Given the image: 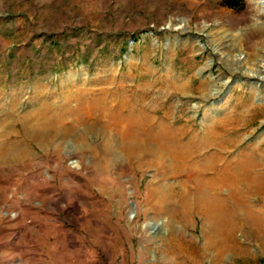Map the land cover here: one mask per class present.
<instances>
[{
  "label": "rangeland",
  "instance_id": "rangeland-1",
  "mask_svg": "<svg viewBox=\"0 0 264 264\" xmlns=\"http://www.w3.org/2000/svg\"><path fill=\"white\" fill-rule=\"evenodd\" d=\"M263 5L0 0V264H264V194L212 234L167 172L192 141L264 177Z\"/></svg>",
  "mask_w": 264,
  "mask_h": 264
},
{
  "label": "bare ground",
  "instance_id": "bare-ground-1",
  "mask_svg": "<svg viewBox=\"0 0 264 264\" xmlns=\"http://www.w3.org/2000/svg\"><path fill=\"white\" fill-rule=\"evenodd\" d=\"M123 110V105H120L119 112L121 113ZM122 121H124L125 124L121 125L120 135L126 137L131 133L129 123L132 122V119L128 118ZM191 142L192 141L177 143V147L175 145V147L171 148L173 150L171 152L172 155L167 172L172 174L174 179L179 177L180 179L177 181L181 186H189L187 190L184 186L183 206L185 209L189 211L194 208L198 213L205 216L209 220L208 230L212 232V234H219L228 226L227 200L228 198L231 200V196H233V192H230L231 195L229 193V196L227 195L228 197L223 198L222 195H219L220 190L223 191V187L232 186L234 183V185L237 186L236 183L246 182L248 185L247 187H249V190L253 192L254 195L262 196L264 194V177H257L256 175L255 177L250 174L251 170L249 171V167L253 160L250 161L249 159L243 158L244 156L240 158L237 157L236 160H232L233 162L229 160L223 163L219 161L221 162L219 164L202 162V164L199 165V161H195L192 157L193 146H191ZM135 147L134 145H129L126 147V150H132ZM211 156L212 154L210 157ZM248 158L250 157L248 156ZM213 162H215V160ZM235 193L236 191L233 194ZM191 194L193 196H191ZM234 196H236V194ZM241 197L236 196V198H234L239 202L242 199ZM252 217L258 228L261 225L264 226V216H261L259 213H254Z\"/></svg>",
  "mask_w": 264,
  "mask_h": 264
},
{
  "label": "trees",
  "instance_id": "trees-1",
  "mask_svg": "<svg viewBox=\"0 0 264 264\" xmlns=\"http://www.w3.org/2000/svg\"><path fill=\"white\" fill-rule=\"evenodd\" d=\"M225 5L233 8H242L244 6V0H223Z\"/></svg>",
  "mask_w": 264,
  "mask_h": 264
}]
</instances>
